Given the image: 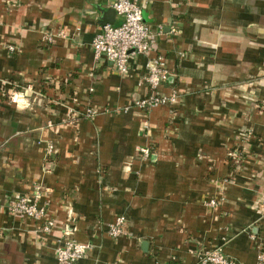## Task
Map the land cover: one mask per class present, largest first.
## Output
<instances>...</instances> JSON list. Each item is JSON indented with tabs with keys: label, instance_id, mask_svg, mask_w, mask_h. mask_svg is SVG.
<instances>
[{
	"label": "crops",
	"instance_id": "crops-1",
	"mask_svg": "<svg viewBox=\"0 0 264 264\" xmlns=\"http://www.w3.org/2000/svg\"><path fill=\"white\" fill-rule=\"evenodd\" d=\"M115 1L0 0V264H55L69 238L89 245L77 264H196L210 248L255 264L264 0H139L151 48L125 77L90 45L119 23ZM157 56L170 74L159 90L175 102L143 114L133 102L148 95L145 65ZM22 90L26 108L7 100ZM35 185L48 234L4 208ZM118 217L125 234L111 238Z\"/></svg>",
	"mask_w": 264,
	"mask_h": 264
},
{
	"label": "built area",
	"instance_id": "built-area-1",
	"mask_svg": "<svg viewBox=\"0 0 264 264\" xmlns=\"http://www.w3.org/2000/svg\"><path fill=\"white\" fill-rule=\"evenodd\" d=\"M119 23L116 25L105 24L100 32L95 35L91 41V49L95 60L98 62L104 59L111 63L113 70L122 77L128 74V63L135 54L146 55L150 48L152 34L149 27L143 20V7L139 0H116L112 5ZM54 35H47L46 41L52 43ZM10 52H16L15 48L10 47ZM164 60L161 56L149 59L145 65L146 74L143 77V83L148 88V95L133 102V108L146 114L152 108L165 106L175 102V95H166L159 88L167 84L170 74L164 67ZM26 93L31 91L27 87ZM13 91L7 95V100L18 108H26L29 104L26 102L25 92ZM95 115L93 110H87L85 117L90 119ZM52 153V148L48 147L47 154ZM150 154L148 147L137 149V155L146 160ZM43 188L35 185L31 194L22 195L9 200L4 207L10 214L29 219L40 224V230L48 234L51 232L53 224L45 221L46 208L40 203ZM210 206H216L214 201ZM256 213H264V193L256 203ZM124 218H116L113 224L106 228V233L111 238H117L124 235ZM89 245L77 242L74 239H64L55 250V264H77L83 259ZM196 264H237V262L224 254L221 248L198 249L194 252ZM255 264H264V250H260Z\"/></svg>",
	"mask_w": 264,
	"mask_h": 264
},
{
	"label": "water",
	"instance_id": "water-1",
	"mask_svg": "<svg viewBox=\"0 0 264 264\" xmlns=\"http://www.w3.org/2000/svg\"><path fill=\"white\" fill-rule=\"evenodd\" d=\"M114 14H115V12H114ZM105 24H113V21H112V22H106ZM105 24H104V25H105ZM104 25H103V26H104ZM145 244H146V243H143V245H145Z\"/></svg>",
	"mask_w": 264,
	"mask_h": 264
}]
</instances>
